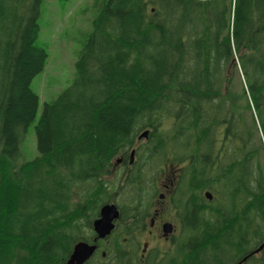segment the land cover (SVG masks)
I'll return each instance as SVG.
<instances>
[{"label": "trees", "instance_id": "obj_1", "mask_svg": "<svg viewBox=\"0 0 264 264\" xmlns=\"http://www.w3.org/2000/svg\"><path fill=\"white\" fill-rule=\"evenodd\" d=\"M42 3L0 0V264H66L95 242L107 202L139 224L158 190L150 161L167 156L182 164L187 221L166 263L264 264V247L252 253L264 243V0H93L72 83L37 119ZM33 123L38 154L24 159ZM145 130L120 190L113 159ZM108 237L91 260L129 264L126 240Z\"/></svg>", "mask_w": 264, "mask_h": 264}, {"label": "rangeland", "instance_id": "obj_2", "mask_svg": "<svg viewBox=\"0 0 264 264\" xmlns=\"http://www.w3.org/2000/svg\"><path fill=\"white\" fill-rule=\"evenodd\" d=\"M92 2L93 0H43L39 18L41 31L38 44L47 49L48 59L44 70L36 75L32 81V88L40 96L37 119L41 115L44 103L52 100L59 92L72 83L76 73L78 51L86 38V34L92 31L93 28L94 10ZM34 125L33 123L30 126L21 144L24 159H32L38 154ZM144 140L146 139L144 138ZM167 157L160 165H155L150 161L151 169L153 166L159 169L158 190L150 198L152 201L159 200V194L168 195L171 191V182L178 175L179 167L174 165L176 161L169 156ZM107 178L113 185L116 184L120 190L125 188L124 184L121 185L117 181L112 172L110 177ZM166 184L170 185V187L166 188ZM205 191L209 190L206 189ZM127 195V192H121V201H123L122 197L125 199ZM165 205H167V200H165ZM164 213L169 219L175 220L169 205ZM110 240V238L107 239L108 242Z\"/></svg>", "mask_w": 264, "mask_h": 264}, {"label": "flooded vegetation", "instance_id": "obj_3", "mask_svg": "<svg viewBox=\"0 0 264 264\" xmlns=\"http://www.w3.org/2000/svg\"><path fill=\"white\" fill-rule=\"evenodd\" d=\"M144 138L145 137L140 138L139 136L134 147L130 146L126 148V150L121 151V153L113 159L111 171L121 185L125 184L131 177L132 171L136 168L139 160L138 148ZM133 150L134 154H132ZM174 165H178L179 172L171 182L172 186L170 193L168 195L164 193L159 194V200L152 201L151 207L143 221L140 220V223L137 224L135 216L129 217L123 225L120 224V221H116L114 231H116L118 235L121 234L126 240L123 246L132 252V261L129 264H167L166 262L170 260V256L173 255L181 243H183L185 238L184 224L187 218L179 215V209L174 203L182 164L176 163ZM165 186L166 188L170 187L168 184ZM165 200H167V205H165ZM168 205L173 211L175 220L169 219L164 213ZM166 224H171L170 232L166 231ZM107 239H109V237L93 242L98 244L94 256L98 257L100 252L103 255L104 250H106L110 242H108ZM92 262L93 264H105L102 260L96 262L89 260V264H92Z\"/></svg>", "mask_w": 264, "mask_h": 264}, {"label": "water", "instance_id": "obj_4", "mask_svg": "<svg viewBox=\"0 0 264 264\" xmlns=\"http://www.w3.org/2000/svg\"><path fill=\"white\" fill-rule=\"evenodd\" d=\"M149 134L148 130H145L141 135L140 138L147 137ZM134 154V150L132 151ZM207 196L211 199L212 195L207 192ZM121 217V212L118 205L115 202H107L103 204L100 208L99 216L94 219L93 221V229L96 233L95 241L98 239H105L115 229L116 221L119 220ZM166 231H171V224H166ZM264 247V243L261 244L255 251L252 253L260 252ZM98 248L97 243H90L85 240L78 241L73 248V251L67 260L66 264H89V260L94 256L96 250ZM251 253V254H252ZM105 255V252L103 253ZM247 255L243 260L248 258Z\"/></svg>", "mask_w": 264, "mask_h": 264}, {"label": "bare ground", "instance_id": "obj_5", "mask_svg": "<svg viewBox=\"0 0 264 264\" xmlns=\"http://www.w3.org/2000/svg\"><path fill=\"white\" fill-rule=\"evenodd\" d=\"M6 212V211H5ZM47 213V212H46ZM4 259V258H3ZM7 260V259H6Z\"/></svg>", "mask_w": 264, "mask_h": 264}]
</instances>
